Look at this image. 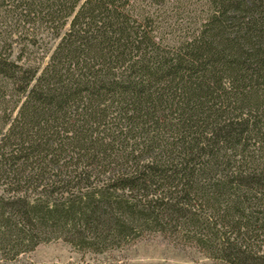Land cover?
<instances>
[{
	"label": "trees",
	"instance_id": "16d2710c",
	"mask_svg": "<svg viewBox=\"0 0 264 264\" xmlns=\"http://www.w3.org/2000/svg\"><path fill=\"white\" fill-rule=\"evenodd\" d=\"M170 1L0 0V264L149 234L264 264V0Z\"/></svg>",
	"mask_w": 264,
	"mask_h": 264
},
{
	"label": "rangeland",
	"instance_id": "374dc122",
	"mask_svg": "<svg viewBox=\"0 0 264 264\" xmlns=\"http://www.w3.org/2000/svg\"><path fill=\"white\" fill-rule=\"evenodd\" d=\"M203 0H171L165 8L169 26L179 29L191 26L200 15ZM172 4V5H171ZM167 6V4H166ZM163 25L165 31L174 27ZM184 31V30H183ZM178 34V32H175ZM18 264H222L194 246L176 243L161 234L145 235L120 248L96 254L81 251L56 240L38 245L32 252L19 258Z\"/></svg>",
	"mask_w": 264,
	"mask_h": 264
}]
</instances>
